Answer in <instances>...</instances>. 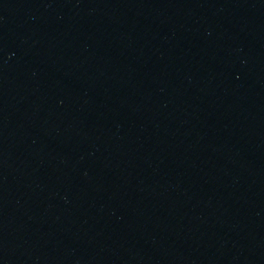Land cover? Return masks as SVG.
<instances>
[{"label": "water", "instance_id": "1", "mask_svg": "<svg viewBox=\"0 0 264 264\" xmlns=\"http://www.w3.org/2000/svg\"><path fill=\"white\" fill-rule=\"evenodd\" d=\"M0 42L206 264H264V0H0Z\"/></svg>", "mask_w": 264, "mask_h": 264}]
</instances>
